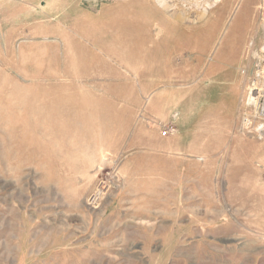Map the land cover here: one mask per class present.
Wrapping results in <instances>:
<instances>
[{"label":"rangeland","instance_id":"rangeland-1","mask_svg":"<svg viewBox=\"0 0 264 264\" xmlns=\"http://www.w3.org/2000/svg\"><path fill=\"white\" fill-rule=\"evenodd\" d=\"M168 1L0 0V264H264V0Z\"/></svg>","mask_w":264,"mask_h":264},{"label":"bare ground","instance_id":"bare-ground-1","mask_svg":"<svg viewBox=\"0 0 264 264\" xmlns=\"http://www.w3.org/2000/svg\"><path fill=\"white\" fill-rule=\"evenodd\" d=\"M164 1V6L165 8L170 9L169 11H171V17L175 20L174 21V25L178 27V23H182L185 19L187 20V18H190L191 16H195L198 12L193 11L191 8L190 9H184L182 7V5H179L177 3H170L168 0H163ZM203 11H201L202 13ZM200 13V14H201ZM200 14H197L199 16H201ZM131 16V15H130ZM198 17V16H196ZM166 24V23H165ZM122 26L124 27V23L122 24ZM125 35L126 37H128L127 39H131L130 37L133 36H143V40L141 39H134L132 41H134L133 43L137 44L138 47H142V46H146L148 43V41H151L150 39L155 37V35L160 39L161 36H164L165 34H171L173 33L174 27H171L170 25L166 24V26H164V28L162 27L163 25L157 23L156 26V34H154L153 32V26H154V22L151 21L150 19H147L141 23H135V22H129L128 24L125 25ZM165 29V30H164ZM144 30V34H141V31ZM130 40V42H132ZM137 43H136V42ZM251 98V97H250Z\"/></svg>","mask_w":264,"mask_h":264},{"label":"crops","instance_id":"crops-1","mask_svg":"<svg viewBox=\"0 0 264 264\" xmlns=\"http://www.w3.org/2000/svg\"><path fill=\"white\" fill-rule=\"evenodd\" d=\"M191 116H192V113L191 114L187 113V111L185 109H182V110H180L177 113V115H176V122H177L178 126L180 125V127H179V129L176 128L177 129L176 130V134L179 135V137L184 136L187 133V130L185 128H186V124L192 121V118L190 119ZM184 142L181 141L180 144H183L184 145L183 148H186L187 147L185 145L186 144V141H184ZM172 143H173L172 140L165 139L161 145L155 146V148L157 149L156 151L157 152L158 151H161V149H163V148H170ZM195 145L197 146L198 144L195 143ZM157 152H154V154L157 153ZM187 154H189V153H187L186 151H183V153H181V155H182L181 158L185 159V155H187ZM183 159H179V161L181 162ZM133 174H135V171L133 172ZM138 195H141V194H133L131 197L129 196V198H128L129 205H131L132 200H133L135 209H136V198H137ZM141 211H144V210L141 209ZM138 217H139L140 220H143L144 219L143 218L144 215H142V213ZM23 258H24V256H23Z\"/></svg>","mask_w":264,"mask_h":264},{"label":"built area","instance_id":"built-area-1","mask_svg":"<svg viewBox=\"0 0 264 264\" xmlns=\"http://www.w3.org/2000/svg\"><path fill=\"white\" fill-rule=\"evenodd\" d=\"M175 127H171V128H166L162 131L163 135H169V134H173V132L175 131Z\"/></svg>","mask_w":264,"mask_h":264}]
</instances>
